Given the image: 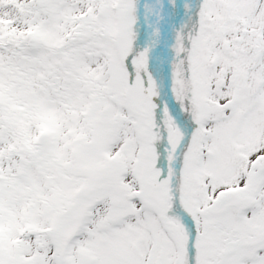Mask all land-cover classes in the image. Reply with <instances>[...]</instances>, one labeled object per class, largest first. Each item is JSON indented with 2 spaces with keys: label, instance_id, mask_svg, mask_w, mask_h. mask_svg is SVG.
Listing matches in <instances>:
<instances>
[{
  "label": "snow or ice",
  "instance_id": "obj_1",
  "mask_svg": "<svg viewBox=\"0 0 264 264\" xmlns=\"http://www.w3.org/2000/svg\"><path fill=\"white\" fill-rule=\"evenodd\" d=\"M0 264H264V0H0Z\"/></svg>",
  "mask_w": 264,
  "mask_h": 264
}]
</instances>
